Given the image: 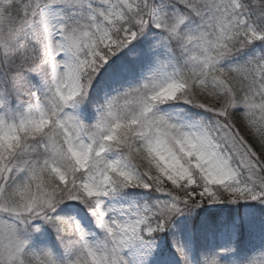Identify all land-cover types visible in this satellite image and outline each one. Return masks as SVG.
Segmentation results:
<instances>
[{
  "label": "snow or ice",
  "instance_id": "snow-or-ice-1",
  "mask_svg": "<svg viewBox=\"0 0 264 264\" xmlns=\"http://www.w3.org/2000/svg\"><path fill=\"white\" fill-rule=\"evenodd\" d=\"M129 188L165 198L108 206ZM226 200L264 203V0H0V264H60L29 248L38 221L75 237L64 264H135L182 208Z\"/></svg>",
  "mask_w": 264,
  "mask_h": 264
},
{
  "label": "rangeland",
  "instance_id": "rangeland-1",
  "mask_svg": "<svg viewBox=\"0 0 264 264\" xmlns=\"http://www.w3.org/2000/svg\"><path fill=\"white\" fill-rule=\"evenodd\" d=\"M156 38L159 37L156 36ZM257 43L259 44V42ZM161 55L164 54L161 53ZM144 74L147 73L145 72ZM141 78L137 77L133 80V83L138 82ZM71 110L74 114L78 115L75 108ZM160 111L166 115L178 116L185 120V122L197 120L194 116L183 114L177 109L164 107ZM94 114L91 122L96 119V111ZM157 195L156 203L160 199L165 198L161 194ZM107 204L113 208L130 204L151 207L144 201L143 196L118 195L109 199ZM231 204L233 209H237V205L241 206L233 222L223 225L216 232L198 233V235L189 229L185 221L187 212L181 210V212L173 216L172 222H169L170 227L166 228L163 232L154 234L151 244L138 248L132 259L135 261V264H208L213 258L219 264H248V261L253 258L258 260L264 259V203L260 201H236L228 204L225 202H205L198 207L192 206V209L222 211L226 206H231ZM68 215L71 221L78 222L85 228L89 233L88 238L91 241L96 242L102 239L103 232L97 226L95 217L92 216L89 210L82 211L73 205H69ZM37 223L40 225V231L33 234L29 243L30 249L35 252L49 250L60 261V264H64L56 253L50 236L47 233V226L50 225L43 221H38ZM239 236H243V241L237 247L235 242Z\"/></svg>",
  "mask_w": 264,
  "mask_h": 264
},
{
  "label": "trees",
  "instance_id": "trees-1",
  "mask_svg": "<svg viewBox=\"0 0 264 264\" xmlns=\"http://www.w3.org/2000/svg\"><path fill=\"white\" fill-rule=\"evenodd\" d=\"M138 39L141 42V45H143L147 39H151L155 41L159 38H156V36L147 37L146 35V36H141ZM133 43L136 44L135 41ZM160 52L165 54V50L163 48L160 49ZM126 54H127V50H125L122 53H119L118 57L122 59L126 56ZM164 107H167L168 109H177L181 113L190 114L197 119L201 118L199 116V113H201L202 110L192 108L191 106L181 105L177 107H171L166 104V105L160 106V109L161 108L163 109ZM75 109L81 119L91 123L95 115L94 114L95 109H91V110L86 109L84 105H77ZM157 194L147 193L143 189L129 188V189L124 190L120 195L122 196H143L144 201L147 202L150 206H153L156 204V198L158 196ZM225 203L228 204L230 202L226 200ZM69 205H73L82 211L89 210L88 207L84 205L82 202L66 201L57 207L56 215H59L62 218L70 220L69 215H68ZM202 206H206V205H202ZM232 207L233 206L231 204V206L230 205L228 207L226 206V208L222 211H217V210L212 211V210H207V209L205 210L197 209V208L192 209L191 205H187L184 208H182V210L183 211L185 210L184 212H187V215H185L186 217L185 221H186V224L189 226V229L194 234L198 235V233L205 234L208 232H216L223 225L233 222V219L236 216V214L239 213L241 206L237 205V209H233ZM189 211H190V214H189ZM47 228H48L47 233L50 236L51 242L53 243L56 253L59 255V258L64 263L67 259L71 258V256L75 252V247L73 246V241L75 240V237L66 235L63 237V242H62L61 239L57 237L56 232L50 226H47ZM242 241H243V236H239L235 242L237 247L241 245Z\"/></svg>",
  "mask_w": 264,
  "mask_h": 264
}]
</instances>
